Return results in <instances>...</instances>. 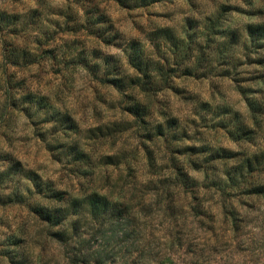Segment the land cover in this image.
I'll return each instance as SVG.
<instances>
[{"label": "rangeland", "instance_id": "1", "mask_svg": "<svg viewBox=\"0 0 264 264\" xmlns=\"http://www.w3.org/2000/svg\"><path fill=\"white\" fill-rule=\"evenodd\" d=\"M0 16V264H264V197L249 194L264 159L224 175L264 152V48H217L264 24V0H0ZM129 55L157 85H129L143 80ZM239 123L250 139L230 137ZM94 193L119 223L81 219L71 235L70 219L49 228L33 211Z\"/></svg>", "mask_w": 264, "mask_h": 264}, {"label": "trees", "instance_id": "2", "mask_svg": "<svg viewBox=\"0 0 264 264\" xmlns=\"http://www.w3.org/2000/svg\"><path fill=\"white\" fill-rule=\"evenodd\" d=\"M140 1H147V3L156 2L159 0H140ZM0 20H2L0 16ZM101 21L97 22L95 25H100ZM1 24V23H0ZM88 29L90 27L88 26ZM210 29L214 30L213 23L210 26ZM159 34L157 35V38L162 39L166 42L171 43V46L174 48L181 47V44L183 42L182 38H174L170 32L167 30H158ZM215 33H211L212 36H214ZM224 38L218 42L217 48L223 49L224 51V57L226 53L229 52V47H238L242 51V57L246 58L248 57V52L250 49H262L264 48V24L257 23V24H249L246 25L242 32L238 31H230L228 33H225ZM100 37V36H99ZM136 43V42H135ZM133 43V44H135ZM141 51L142 54V50ZM247 53V54H246ZM245 55V56H244ZM129 66L132 67V69L136 70L137 74H141L143 77V80L139 78V76L136 77H130L128 76V82L129 85L136 86L143 88L145 86L152 87V85H157L158 82L154 81L155 75L157 73V69L154 67V65L151 62H146L144 60V56H132L129 55L128 57ZM260 63V62H259ZM87 66V65H85ZM91 69H97V64H93L91 66ZM107 83L114 87V88H121L123 87L121 84V80L117 77H112L108 80L106 78ZM149 85V86H148ZM248 110L251 113L252 117L251 120L255 121V117L259 112V108L256 106V104L249 102L248 104ZM127 112L129 115L135 117V118H141L145 115V111L142 107H139L137 104L131 106L128 108ZM252 131L249 126L243 123L237 124V129L232 132V134H229L230 137L234 140H240V139H250ZM156 132L158 135H163L162 130L157 127ZM220 155L227 154L225 151L220 152ZM226 157V156H225ZM264 159V152L258 153V154H252L250 156H246L244 160H241L237 166L234 168L232 175H229L227 172L224 174L226 176L227 180H234L238 176L242 175L244 172H250L254 171L255 167H259L262 165ZM182 176V183H186V178L183 174H179ZM23 177L31 182H33V185L37 187L36 183V177L35 174L31 172H24ZM249 194L256 195V196H262L264 197V183L258 184L254 187H252L249 190ZM7 199H11L10 196H7ZM16 198L13 197L11 200L12 202ZM49 199H53L56 202H63V197L61 193L55 192L53 190L49 191ZM34 213L42 220L44 221L49 228H56L64 223L67 219H70L68 222V226L71 230V235L76 234V231L79 230L81 227L80 220H88L90 223L94 225V227L101 229L102 226L105 223H108L110 226H112L115 223H119L123 213L124 209L122 211L118 210L116 208V205H111L107 201L106 197L103 195H98L96 193L89 194L87 196L83 197H76L72 198L68 201L67 205H62L58 207H36L34 210ZM128 212L125 214V216H129ZM71 217H74L73 220H71ZM65 233H62L60 231L53 232L51 236L59 241H66L65 239Z\"/></svg>", "mask_w": 264, "mask_h": 264}]
</instances>
